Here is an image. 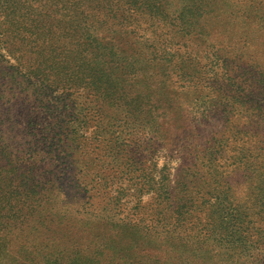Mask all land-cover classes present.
Segmentation results:
<instances>
[{"label":"rangeland","instance_id":"374dc122","mask_svg":"<svg viewBox=\"0 0 264 264\" xmlns=\"http://www.w3.org/2000/svg\"><path fill=\"white\" fill-rule=\"evenodd\" d=\"M160 4L169 19H199L219 61L234 69L235 83L262 86L264 0ZM60 19L56 5L0 0V263L8 261V247L27 264H264V116L240 97L239 109L193 131L189 156L157 140L165 107L175 109L169 116L188 111L201 85L169 94L167 81L146 73L150 61L200 67L208 61L204 36L178 35L169 43L174 33L161 20L165 31L155 37L132 30L117 40L116 28L82 46L68 18L69 28ZM74 80L102 86L96 94L107 118L100 124L91 114L82 123L85 96L72 88ZM255 95V103L264 98ZM96 132L99 141L119 132L117 162L102 161ZM99 168L105 178L90 184L91 169ZM159 182L179 197L191 192L188 212L199 218L177 221L176 200L154 195ZM120 191L121 211L140 202L129 218L96 211L88 220L80 208L100 207ZM161 210L172 219L157 224Z\"/></svg>","mask_w":264,"mask_h":264},{"label":"trees","instance_id":"16d2710c","mask_svg":"<svg viewBox=\"0 0 264 264\" xmlns=\"http://www.w3.org/2000/svg\"><path fill=\"white\" fill-rule=\"evenodd\" d=\"M39 5H56L60 11V27L69 28L68 21L64 18L67 17L70 21L71 26L75 30L76 41L79 45L90 46L94 41L101 40V34L108 32L112 29H119L120 32L117 34L118 39L122 40L124 38L123 31L136 30L141 32L142 38H146L148 35L156 36L157 32L165 31V25L161 20L168 22V27H170L169 32H173L174 35L169 39V43H172L176 36H180L179 40L188 39L196 36H204L202 41L208 42V61H205L202 66H194V64L180 65L178 67H171V61H155L152 62L151 66L146 70V73L154 74L156 77L161 76L163 82L166 84L168 93L173 94L178 93L177 89L182 88L184 91L191 84L201 85L194 89L195 98L189 99L188 101L193 102L187 107L188 111H185L184 107H181L182 113L177 109V115H171L168 113L173 112L175 109H171V106H166L164 114L160 118L159 124V137L158 141L164 143L165 150L173 151L178 150L179 153H185L189 156L191 153L192 145L196 143L198 135L195 138L193 135L194 130L208 123L211 118L219 115L224 117L233 113L234 109H239L236 102L242 103L240 97L248 98L249 107L258 113L259 117L264 116V98L255 103L256 93L263 94L264 96V81L262 86L259 87L260 83H253L252 85H247L246 88L242 87L240 84L234 82V77L230 76L233 74L234 69L231 65H226L219 61L217 58V50L210 43L207 38L206 32L202 25H200L199 19L194 17H186L182 14L168 18L163 13L166 10L162 6L163 0H31ZM45 8V6H43ZM39 12H48L47 10ZM260 12V11H259ZM50 13V12H49ZM163 16V17H161ZM206 35V36H205ZM5 37V36H4ZM6 38V37H5ZM88 38H91L89 41ZM89 41V42H88ZM122 42V41H120ZM185 42L184 44H187ZM152 54V53H151ZM153 55V54H152ZM154 61V60H153ZM160 79L157 80L159 84ZM72 88H75L84 97V106H81V111L85 114L82 116L81 121L85 125L88 123L86 116L91 114L95 118L96 125L100 124L105 118L106 102L103 101L101 94L97 95L96 92L103 90L100 84L89 83V82H76L72 83ZM234 91V95L231 93ZM236 92H241V95H237ZM172 101L176 98L167 97ZM168 115L169 119L166 120L165 116ZM264 120V118L262 119ZM175 121V122H174ZM170 122V125L167 123ZM172 123V124H171ZM168 125V126H167ZM175 125V126H174ZM193 134V135H192ZM96 142L99 145L95 148H100L102 153L101 159L105 162L107 159L118 161L119 153L122 151V144L119 143L120 135L118 133H110L108 139L99 141V135L96 132ZM179 135L182 137L179 139ZM128 142V140H127ZM99 150V149H98ZM123 152V151H122ZM101 160H99L100 162ZM208 162H214L213 157H210ZM116 167V165H115ZM93 170L92 176L90 178V184L95 181L94 177L105 178V169L99 168V170ZM96 170V171H95ZM163 182H159V188L155 191L154 195L165 196V200L169 201L171 204L174 200L177 202V221H184L190 215L193 220L198 219L188 212L193 206L191 204L192 200L187 198L191 196V192H183L184 197H179L180 192L172 190L168 184L162 185ZM186 188V187H185ZM176 189V188H175ZM187 189V188H186ZM145 191H140L136 193V199H140L141 194ZM160 192V194H158ZM126 194V193H125ZM124 196V192L120 191L115 196L106 197L102 200L101 206L96 207L93 204L85 203L81 205V210L89 214L88 220L96 217V211L100 212L102 215H107V213H113L116 219L119 221L121 214L124 212L130 217L133 215L132 210L136 214L139 210L140 202H138L135 207L131 210L121 211L123 205H121V199ZM178 196V197H177ZM161 199V198H160ZM188 200L191 205L181 204L182 201ZM105 202V204H104ZM111 205V208H109ZM157 214L159 217L156 221L157 224H163L164 221L172 219L171 215L164 213L163 210L159 211ZM171 212H169L170 214ZM126 218V215L124 216ZM161 218V219H160ZM116 220V221H117ZM148 220L147 216H143L141 221ZM142 222V223H143ZM153 222V221H152ZM155 222H153L154 226ZM166 227V226H164ZM163 227V228H164ZM87 232V231H86ZM88 234V233H86ZM201 245V244H200ZM32 246V245H31ZM8 248V247H7ZM6 248V254L8 255V261L0 264H27V257H20L16 259L10 255L9 250ZM21 251V249H20ZM16 253H19L17 250ZM201 259V258H200ZM199 259L196 260V263Z\"/></svg>","mask_w":264,"mask_h":264}]
</instances>
